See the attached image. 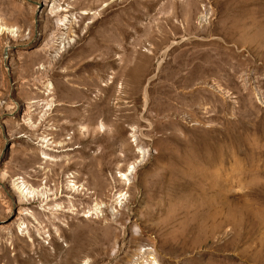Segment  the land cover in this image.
Returning a JSON list of instances; mask_svg holds the SVG:
<instances>
[{
  "label": "rangeland",
  "instance_id": "1",
  "mask_svg": "<svg viewBox=\"0 0 264 264\" xmlns=\"http://www.w3.org/2000/svg\"><path fill=\"white\" fill-rule=\"evenodd\" d=\"M153 256L264 264V0H0V264Z\"/></svg>",
  "mask_w": 264,
  "mask_h": 264
},
{
  "label": "bare ground",
  "instance_id": "2",
  "mask_svg": "<svg viewBox=\"0 0 264 264\" xmlns=\"http://www.w3.org/2000/svg\"><path fill=\"white\" fill-rule=\"evenodd\" d=\"M22 192V191H21ZM152 252L150 251V254H151ZM154 255V254H153ZM151 261L154 263V264H158V263H156V260H155V257L153 256V257H151Z\"/></svg>",
  "mask_w": 264,
  "mask_h": 264
}]
</instances>
